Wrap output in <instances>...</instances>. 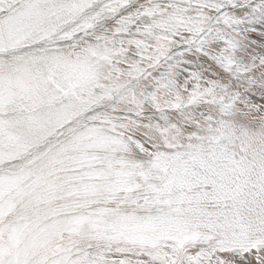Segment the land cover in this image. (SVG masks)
<instances>
[{"label":"snow or ice","instance_id":"snow-or-ice-1","mask_svg":"<svg viewBox=\"0 0 264 264\" xmlns=\"http://www.w3.org/2000/svg\"><path fill=\"white\" fill-rule=\"evenodd\" d=\"M0 264H264V0H0Z\"/></svg>","mask_w":264,"mask_h":264}]
</instances>
